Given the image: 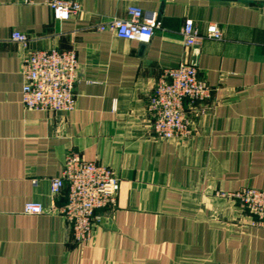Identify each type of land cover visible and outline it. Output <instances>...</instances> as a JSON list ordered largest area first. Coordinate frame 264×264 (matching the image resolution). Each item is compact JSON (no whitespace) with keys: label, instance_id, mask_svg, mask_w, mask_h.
<instances>
[{"label":"crops","instance_id":"obj_1","mask_svg":"<svg viewBox=\"0 0 264 264\" xmlns=\"http://www.w3.org/2000/svg\"><path fill=\"white\" fill-rule=\"evenodd\" d=\"M78 1V15L61 21L45 0H0V264H264V227L223 196L264 189V0ZM132 6L160 16L149 43L97 29ZM187 18L201 30L218 23L224 38L185 48ZM14 30L31 37L30 50L76 49L73 112L23 106L27 51ZM182 60L198 66L212 98L192 112L188 137L159 138L148 98ZM69 151L121 177L116 206L98 212L83 244L60 213H25L29 201L50 205Z\"/></svg>","mask_w":264,"mask_h":264},{"label":"built area","instance_id":"obj_2","mask_svg":"<svg viewBox=\"0 0 264 264\" xmlns=\"http://www.w3.org/2000/svg\"><path fill=\"white\" fill-rule=\"evenodd\" d=\"M30 3L32 0H19ZM55 19L69 20L78 15V0H45ZM162 28L157 12H147L132 6L126 18L114 17L98 25L99 31H110L117 37L149 43ZM184 47L198 48L205 40H222L224 33L216 22L207 23L201 30L192 18H187L182 29ZM10 39L21 43L27 53L23 55L22 103L26 109H43L69 114L76 108V85L80 80L79 59L76 49L30 50L31 37L19 30L12 31ZM213 88L200 76L198 66L182 60L167 68L157 79L148 98L147 111L153 120L157 137L182 139L192 133V112H204L212 98ZM34 183H37L34 180ZM121 187V177L111 167L86 160L78 151H69L61 173L51 179L50 205L29 201L25 213L40 215L60 213L68 222L76 244L89 242L102 223L100 210L116 206ZM65 196L61 207L57 201ZM223 196L239 201L254 217L257 225L264 227V189L244 187Z\"/></svg>","mask_w":264,"mask_h":264},{"label":"trees","instance_id":"obj_3","mask_svg":"<svg viewBox=\"0 0 264 264\" xmlns=\"http://www.w3.org/2000/svg\"><path fill=\"white\" fill-rule=\"evenodd\" d=\"M63 197H65V196H63ZM66 198V197H65Z\"/></svg>","mask_w":264,"mask_h":264}]
</instances>
